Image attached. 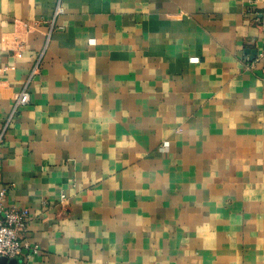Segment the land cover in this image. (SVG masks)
<instances>
[{
    "label": "crops",
    "instance_id": "0c3cea01",
    "mask_svg": "<svg viewBox=\"0 0 264 264\" xmlns=\"http://www.w3.org/2000/svg\"><path fill=\"white\" fill-rule=\"evenodd\" d=\"M57 1L0 0L26 264H264V0Z\"/></svg>",
    "mask_w": 264,
    "mask_h": 264
},
{
    "label": "built area",
    "instance_id": "2783aa9c",
    "mask_svg": "<svg viewBox=\"0 0 264 264\" xmlns=\"http://www.w3.org/2000/svg\"><path fill=\"white\" fill-rule=\"evenodd\" d=\"M257 2L258 0H248V4L251 9L257 6ZM64 14L65 7L63 0H58L53 13V18L50 21V36L52 31L58 28L59 17ZM257 21L262 33L264 34V12ZM45 50L46 47L37 58L26 85L14 100L3 130L0 133V147L4 144L7 132L14 119L19 115L21 109L29 105L31 102V94L29 91L30 84L40 73ZM168 145V142L164 143V147H168ZM8 192V186H5L0 178V261L2 258H7L8 261L16 259L17 264H26V261L31 258V255L28 254L27 251L30 249L33 254H37L39 249L38 246L31 248L22 238V234L27 230L30 215L27 210L16 207H8L6 205ZM65 198V195H62L63 203Z\"/></svg>",
    "mask_w": 264,
    "mask_h": 264
},
{
    "label": "water",
    "instance_id": "95a60500",
    "mask_svg": "<svg viewBox=\"0 0 264 264\" xmlns=\"http://www.w3.org/2000/svg\"><path fill=\"white\" fill-rule=\"evenodd\" d=\"M252 54H254V52H251ZM0 264H17V260L16 259H11V260H7V258H2L0 261Z\"/></svg>",
    "mask_w": 264,
    "mask_h": 264
}]
</instances>
